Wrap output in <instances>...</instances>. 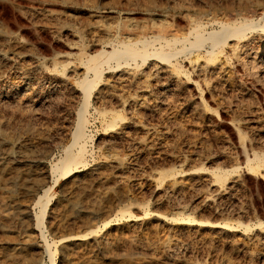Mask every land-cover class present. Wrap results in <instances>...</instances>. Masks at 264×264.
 I'll use <instances>...</instances> for the list:
<instances>
[{
	"label": "rangeland",
	"instance_id": "obj_1",
	"mask_svg": "<svg viewBox=\"0 0 264 264\" xmlns=\"http://www.w3.org/2000/svg\"><path fill=\"white\" fill-rule=\"evenodd\" d=\"M251 20L212 53L105 64L83 162L54 170L92 54ZM263 25L264 0H0V264H264Z\"/></svg>",
	"mask_w": 264,
	"mask_h": 264
},
{
	"label": "bare ground",
	"instance_id": "obj_2",
	"mask_svg": "<svg viewBox=\"0 0 264 264\" xmlns=\"http://www.w3.org/2000/svg\"><path fill=\"white\" fill-rule=\"evenodd\" d=\"M203 25L197 24L195 28H193L190 31V34L194 35V40H191L187 35L185 37L180 38L176 37L175 39H171L167 41L169 44L176 45L177 43H183L185 46L182 49L173 48L170 51H165L163 49H154L152 52H149L148 48L146 46L140 48L137 46V44L140 42L130 43V42H119L114 44L112 46V49L110 51L102 50L98 53H94L95 55H91V57L86 62V72H93V77L86 76L82 80H80L79 84L83 91V98H85L82 106L80 107L78 111L77 118V125L75 131L72 134V143L66 148L65 155L61 158V160L54 165V170L58 171L60 173H63L65 177L71 175L72 173H75L77 170V165L83 162L85 152H86V143L89 140V134L87 132V125H88V117L87 114L89 112V107L91 104V98L93 91L95 88L99 85V83L102 81V78L104 77V71L106 67L103 66L105 64H108L109 68H114V66L111 64L112 61L116 62V67H120L123 63L129 64L130 61H137L138 58L143 59L144 61L148 58H156L160 59L162 61L168 62L167 65H169V62L173 58H177L178 55L181 53H192L193 51H197L199 48H202L206 46L207 43H209V47L211 48V51L214 52L217 48H219L221 45H224L228 43L229 41H232L236 38H242L244 37L249 30L257 29L260 27V25L254 21H243L239 23H221L219 29H214L211 31H199V28H202ZM204 28V27H203ZM202 28V29H203ZM262 30H264V25L261 26ZM204 30V29H203ZM159 36V35H158ZM173 36V35H172ZM192 37V36H191ZM243 39V38H242ZM14 40V39H13ZM246 40V39H245ZM129 41V40H128ZM145 41V39H144ZM147 41V39H146ZM145 41V42H146ZM154 41V40H153ZM148 42V41H147ZM152 42V40H151ZM241 42V41H240ZM150 45V41L148 42ZM153 43V42H152ZM167 43V44H168ZM237 43V42H235ZM109 44V43H108ZM143 44V42H142ZM263 45V44H262ZM181 46V45H180ZM235 46V45H234ZM256 46V45H255ZM176 47V46H175ZM238 47V46H237ZM254 47V46H253ZM204 49V48H203ZM201 50V49H200ZM258 52V51H257ZM4 54V53H3ZM214 54V53H213ZM189 55V54H187ZM100 57V58H99ZM264 60V49L261 50V54L259 56V59ZM87 59V58H86ZM258 59V57H257ZM2 60V59H1ZM95 61L93 64L90 63V61ZM11 61V60H10ZM261 62V60H259ZM259 62V63H260ZM83 63V62H82ZM253 65V64H252ZM257 65V64H256ZM260 65V64H258ZM64 67V66H62ZM85 67V66H83ZM122 67V66H121ZM168 68V67H167ZM257 68V67H256ZM85 69V68H84ZM83 69V70H84ZM159 69V68H158ZM157 69V70H158ZM255 69V68H254ZM50 70V69H49ZM256 70V69H255ZM43 71V70H41ZM55 71V70H53ZM71 71V70H69ZM70 73V72H69ZM71 74V73H70ZM122 74V73H121ZM153 74V73H152ZM159 74V73H158ZM123 75V74H122ZM26 76V75H25ZM57 77V76H55ZM69 77V76H68ZM75 77V76H74ZM73 77V78H74ZM81 77V76H80ZM124 77V76H123ZM127 77V76H126ZM66 78V77H64ZM76 78V77H75ZM25 79V78H24ZM23 79V80H24ZM54 79V78H53ZM60 79V78H59ZM126 79V78H125ZM124 79V80H125ZM119 80V78H118ZM130 80V79H128ZM28 81V80H27ZM49 81V80H48ZM31 82V81H30ZM54 82V81H53ZM60 82V81H59ZM122 82V81H121ZM130 82V81H129ZM128 82V83H129ZM63 83V82H61ZM115 84V83H114ZM59 84H57L58 86ZM125 85V84H124ZM30 86V85H29ZM54 86V85H53ZM148 86V85H147ZM60 87V86H59ZM78 87V86H77ZM142 87V86H141ZM140 87V88H141ZM29 89V88H28ZM31 89V88H30ZM62 89V88H61ZM147 89V88H146ZM33 90V89H32ZM148 90V89H147ZM146 90V92H147ZM35 91V90H34ZM50 91V90H49ZM141 91V90H140ZM143 91V90H142ZM145 91V90H144ZM32 92V91H31ZM43 92V91H42ZM51 92V91H50ZM53 92V91H52ZM76 92V91H75ZM30 93V92H28ZM148 93V92H147ZM37 94V93H36ZM75 94V93H74ZM54 96V95H53ZM78 96V95H77ZM148 96V95H147ZM33 97V96H32ZM39 97V96H38ZM149 97V96H148ZM143 98V97H142ZM141 98V99H142ZM146 98V97H144ZM143 98V99H144ZM59 99V98H58ZM147 99V98H146ZM139 103V102H138ZM142 103V102H141ZM134 104V103H133ZM132 104V105H133ZM146 104V103H145ZM148 104V103H147ZM150 104V103H149ZM135 105V104H134ZM143 108V107H142ZM132 109V108H131ZM137 109V108H136ZM152 110V109H151ZM138 112V110H136ZM146 111V110H145ZM149 112V111H148ZM113 114V112H112ZM115 115V114H114ZM117 115V113H116ZM136 115V114H135ZM117 118V117H116ZM113 120V119H112ZM110 121V120H109ZM135 122V121H134ZM118 123V122H117ZM113 124V123H112ZM134 125V124H133ZM123 130V129H122ZM127 131V130H126ZM121 135V134H120ZM119 135V136H120ZM124 136V135H123ZM121 137V136H120ZM23 139V138H22ZM26 141V140H25ZM10 142V141H9ZM21 146V145H20ZM25 160V159H24ZM30 165V164H29ZM57 174V173H56ZM26 176V175H25ZM30 176V175H29ZM28 177V176H27ZM63 177V176H62ZM58 178L56 179L57 182ZM9 184V183H8ZM25 190V189H23ZM50 191V190H49ZM9 194V193H8ZM21 194V193H20ZM47 194V193H46ZM45 194V195H46ZM18 195V194H17ZM19 198V197H18ZM42 198V197H40ZM15 199V198H14ZM49 199V198H48ZM8 200V199H7ZM40 202V201H39ZM49 200H46V202L42 203L41 212L38 216V226L41 229L43 235H45V215H46V208L48 205ZM9 204V203H8ZM11 204V203H10ZM20 204V203H19ZM15 205V204H14ZM18 205V204H17ZM2 206V205H1ZM5 206V205H4ZM8 207H11L8 206ZM20 207V206H19ZM22 207V206H21ZM12 208V207H11ZM11 210V209H10ZM15 210V209H14ZM28 215V213H27ZM31 216V215H30ZM33 216V215H32ZM110 223V221L105 223V226H107ZM231 227V226H230ZM87 234L84 235H75L67 238H62L61 240H68V239H74L76 240H82ZM47 241V239H45ZM44 241V240H43ZM60 241V240H59ZM46 244V243H45ZM49 244V243H48ZM45 248V247H44ZM49 249V248H48ZM52 251V249H51ZM52 264H54L52 253H48Z\"/></svg>",
	"mask_w": 264,
	"mask_h": 264
}]
</instances>
